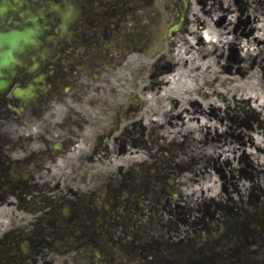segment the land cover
Masks as SVG:
<instances>
[{"label":"flooded vegetation","instance_id":"1","mask_svg":"<svg viewBox=\"0 0 264 264\" xmlns=\"http://www.w3.org/2000/svg\"><path fill=\"white\" fill-rule=\"evenodd\" d=\"M7 1L2 31L46 29L27 36L30 42L0 46L9 80L0 90V264H189L178 219L197 209L184 190L198 181L196 157L174 150L176 139L150 136L139 112L144 102L133 95L120 105L111 100L117 67L126 68L130 50L145 44L137 19L150 17L154 0H141L147 5L134 26L129 0ZM23 8L44 14L23 23ZM258 129L264 136V120ZM134 148L136 161L126 157ZM238 154L222 163L231 176L225 183L238 192L228 200L240 197L248 172L256 195L245 197L256 204L264 196V161ZM238 201L216 224L213 204L199 208L196 233L204 230L208 240L198 262L264 264V243L248 245V229L262 214L246 213L244 196Z\"/></svg>","mask_w":264,"mask_h":264},{"label":"rangeland","instance_id":"2","mask_svg":"<svg viewBox=\"0 0 264 264\" xmlns=\"http://www.w3.org/2000/svg\"><path fill=\"white\" fill-rule=\"evenodd\" d=\"M158 2H160L161 4L159 5L160 8H164V5L168 6L170 4H172L171 0H157ZM156 1V2H157ZM226 5H229L231 2H233L234 0H223ZM205 2H208V6H211V3H215L216 5L219 6V4L216 2V0H206ZM154 3V2H153ZM152 6L147 8V12L151 11V16L154 15V12L156 10V4H153ZM180 3V2H179ZM140 4L139 1H137L136 5L129 10V14L131 16L132 19V23L135 25L134 22H136V18L140 16V14H142V12H144L143 10H139L138 9V5ZM145 4V2L143 3ZM181 5V4H180ZM173 6V5H172ZM174 7H179V5H174ZM246 7L248 9V11L251 10H255L252 14H251V19L254 17V14L257 13L260 15H262V18H264V0H248V2L246 3ZM196 11V10H195ZM166 13H164L162 11V15L164 16ZM247 14V13H246ZM245 14V15H246ZM240 15V12L237 10L235 13H233L231 15V24H229V30H232V27L235 26V22H236V18L238 19V16ZM204 21L210 22L211 17H209L208 13L205 14L203 16ZM228 20V19H227ZM172 19L170 18L167 21H162L161 22V29L163 30V32L166 30V27L171 23ZM137 22L139 24H141L143 26V28H147L149 30L152 31L153 33V37L152 39L157 42L158 38L161 36V31H159L157 28H152V23H149V21L145 18L139 17L137 19ZM176 22H174L173 24L175 25ZM171 27V26H170ZM170 27L168 29V31L170 30ZM189 27V25L187 24V28ZM195 28V22L193 24V26ZM152 28V29H151ZM193 29V28H192ZM189 30V29H188ZM166 32V31H165ZM149 34V32H148ZM232 35L236 36V33L234 31H232ZM163 37L165 38V35L163 34ZM178 41V45H176V47H178L179 45L182 46L181 41H182V36L180 38H175ZM234 39V38H233ZM146 42L143 46L137 45V48L140 49L142 48V50H135V52H131L128 56V59L126 60V68H120L117 67L116 70V74L115 77H112V83L114 85L113 90L116 91V94L114 95V97L111 98L112 102L118 103V105L124 103L126 101V96H128V94L135 92V94L137 96L142 94V99L146 98V95H144V93L141 92V89H139L137 87V84L139 81H141V86L144 84H149L150 80H151V73L154 71V63L155 61L159 58L157 57V53L159 52V50H157V52H155V47H153L154 43L153 41L148 37L146 39ZM165 40V39H164ZM161 44V43H160ZM166 44V41H165ZM186 44V43H185ZM183 44V45H185ZM171 45H169V48L165 45L162 46V49H164L168 52H166L168 54L167 58L170 59L171 56L173 55V52L171 50ZM228 50V46L226 45L225 51ZM166 53H164V57L161 59V62L166 60ZM259 56L262 57L264 56V47L262 48V50L260 52H258ZM249 59V58H248ZM245 59V65L248 66L249 64V60ZM222 62L226 63L227 59L226 58H222ZM225 66V65H224ZM256 68L259 70L258 71V76L261 77L262 76V68L257 65ZM255 68V69H256ZM220 70V71H219ZM223 69L220 67H216V69H210L207 72H209V76H204L201 77V79L199 80V84H203L208 82V87L210 92L212 90H214V88H221L223 87L225 90L227 89V86L229 85V80L227 79L228 82L222 83L221 79L223 78L221 73ZM251 71V70H250ZM227 75V73L225 74ZM235 75V74H234ZM251 72L247 73V77L245 78V82H247L250 79ZM214 76H218L217 79L214 80ZM238 79H242L243 77H240L238 75H236ZM129 77V78H127ZM205 84H203L204 86ZM260 87V86H259ZM258 87V91L260 92V88ZM248 90L247 87H245L243 89L244 92H246ZM196 93V91H195ZM139 94V95H138ZM233 100L231 102V106L236 108V103H235V99L233 96H230ZM202 98V97H201ZM210 98V100H216L219 103H221L222 106V110L219 112L220 116L222 114H225V104L224 102L220 101V99L218 98V94L215 93V95H209V97L207 98H203V99H208ZM145 100L146 106L144 108H142L139 112L140 114H142L145 118L144 123L149 125V129L150 131L153 129H158L157 135L161 136L163 139H171V138H175L178 142H181V140H183L182 142H186L185 146H184V151L186 152H192L191 154L196 155L199 159V161H204V158L200 159L201 156L205 153L209 154H213V155H219L221 153H223L222 155V159L224 160L225 158H227L228 156H232L234 154L235 150H238L239 152H242L245 148H247V150H249V136L252 137L254 136V133L252 132L251 135L248 132H243V138L240 140V142H238L237 145H239L240 149H236L237 146H235V143H233L229 148H230V152L226 153L227 151V147L228 144L225 145V143H229L230 140L227 136V132L225 131L228 129V127L226 125L222 126V127H218L216 128V123L220 124L219 120L218 121H213V124L208 127V126H197L193 129L190 130V128L187 125H183V121L182 120H178L176 118H173V127L170 125H166L165 127H161L159 128L158 126L154 125L152 119H158L160 121L166 120L168 115H178L179 113V109L181 108L182 105L186 104V101H182L179 100L177 101V106L175 109L171 108V103L173 101V99L170 98H165L162 97L160 93L158 92H154L153 94V98L150 100ZM252 101V99H251ZM209 106H207L208 108ZM149 110V111H146ZM209 110H211V108H209ZM181 115V114H180ZM180 115L177 116L180 118ZM170 117V116H169ZM182 117V115H181ZM211 117L214 119V116L211 115ZM261 117H263L264 119V111L262 112ZM258 119V118H257ZM216 122V123H215ZM253 124L257 125V123L255 121H252ZM254 125V126H255ZM241 129H244L243 127H240ZM216 129L222 131L224 130L223 133H217ZM256 129V128H255ZM207 131H210V134L208 136V139L206 138L207 135ZM211 134L215 135H222L220 137V141L216 142L215 140H213L211 138ZM219 137V136H218ZM231 137V136H230ZM183 138V139H182ZM205 140L207 143L212 144V147L215 149V151H211L210 149L207 150V147L205 148ZM246 142L247 145H243L242 143ZM259 146L264 148V136L261 135L259 138ZM191 147V148H190ZM174 147V150H176ZM233 149V150H232ZM252 154V153H250ZM129 154H127L128 157ZM138 155H135V157ZM255 160L256 163L257 162H261L264 161V152H254L253 156H252ZM215 159H217L216 156H214ZM130 159V158H128ZM217 162H219L221 164L220 161L217 160ZM211 166H214V164H210ZM206 166V165H205ZM205 166H201L198 165L196 166V170L193 173L194 175H200V174H205L206 177L204 180L202 181V184H200L199 186H197V182L192 181V183L189 186H184V190L187 194H192L193 199L195 200V204H197V209L194 210V215H199L200 214V210L199 208L201 206L204 205V202L206 201L209 206L211 204H213V206L215 207L218 203L219 204H223V209H216L215 214H214V221L213 223H219V221L221 220V215H224V218L226 216H230V214L228 213V209H230L231 206H233V204L236 202H239L238 200L241 198V196H244L245 201L242 203L241 205L243 206L244 210L246 213L249 214H262L260 221L264 219V196L261 197L259 199V201L255 204L254 203H249V200L245 197V194H247L248 192L252 191V187L251 185H248L247 182L240 180L239 181V187L241 192L240 197L239 198H235V201H230L228 200L229 194L220 186V182H222L219 178L218 180V185H214L213 182V176L210 175V173H214L215 171L212 169V167L209 168H205ZM226 169L228 168L227 166H224ZM233 168V167H232ZM227 175L230 176L229 173V169L226 171ZM215 174V173H214ZM214 185V186H213ZM208 186H213V190L212 188H208ZM204 188L206 191V194H202L200 193V191H196L198 189ZM227 191L230 192V194L232 195V191L234 192V194H236L235 196H238V192L237 189L233 186L228 185L227 187ZM264 188V186H263ZM220 192L221 196H214L212 195L216 194V192ZM228 194L224 199H222V195H226ZM126 195V194H124ZM214 196V197H213ZM256 206H255V205ZM193 205V203H192ZM201 205V206H200ZM234 212L240 213L237 209L234 210ZM229 223V221H228ZM258 225V222L255 223V225ZM260 226V225H259ZM188 227L189 225H182L181 229L183 230V232L187 233L188 232ZM256 227V226H255ZM263 230L259 231V229L256 227L255 229H248L250 232H256L257 235H254V240L251 242H248L249 247H256L259 246L264 240H259L256 237L260 238V236L264 235V227L262 228ZM183 235V234H182ZM256 236V237H255ZM198 240L196 241L198 244V246L201 248L203 244L207 243L208 238L206 237V232L204 230L200 231V235L198 237H196ZM145 241V237L142 238ZM194 248H185L186 254H191L194 252ZM154 254H158L157 251H153ZM171 259L174 258V256L171 254L170 255ZM161 255L158 254L156 255L154 258H160ZM160 262L158 261H151L149 262V264H159ZM130 264H136L134 262V260L130 263ZM190 264H196L195 261H192Z\"/></svg>","mask_w":264,"mask_h":264},{"label":"bare ground","instance_id":"3","mask_svg":"<svg viewBox=\"0 0 264 264\" xmlns=\"http://www.w3.org/2000/svg\"><path fill=\"white\" fill-rule=\"evenodd\" d=\"M191 2H194V7L196 4L200 5V10L203 12H207L208 9L205 10L206 2H202V0H191ZM244 4V2H243ZM224 6L222 5L220 9H222ZM247 7L244 4V13ZM226 11L233 12L234 9L230 8H224L223 12ZM255 10H250L247 13V16L245 18L246 23H251V14ZM196 19H199L200 16H197L198 14L195 13ZM255 21L258 24V29L253 32L252 35H249L245 38H236V40H233L232 37L229 36V31L227 30V26L223 22H218L216 24V27H213L212 25L206 26L205 28L201 30L197 29H189L188 31V37L186 36L187 40H192L190 42V47L185 50L184 54L188 56L189 52L191 50H195L198 52H201L199 57H182L181 51H179V48L177 50H174L173 54V61L175 64V67L173 68L172 64V71H169L168 73L164 74L163 80L158 82V84H165V86L162 88V94L164 96L171 95L174 98L184 100L186 101V104H184V107L180 111V113H185V121L189 128L193 129L197 126H211L213 124V119L202 113L199 115V110L203 108V104L207 103V100L202 99L201 97L196 95V84L198 85L199 80L202 76H209V72H207L211 67V60H210V46H211V39L218 38V43H214V46H216V50L221 49L220 57H223V48L224 44L227 42L228 44L233 45L234 43H239L241 50L245 51L243 55H238L235 58V61L238 60L240 62V59L244 58V56L252 57L253 52L252 50H255L253 47L254 42L264 43V18H262V15H260V18L255 16ZM243 23H245L243 21ZM253 24V23H252ZM255 25V24H254ZM253 25L250 24V28L248 30L242 31V34H251V27ZM199 34V36L193 37V34ZM243 43V44H242ZM239 48V45H238ZM240 57V58H239ZM256 58L254 57L253 65L254 66L256 62ZM221 59V58H220ZM219 59V61H220ZM217 62V61H216ZM215 62V63H216ZM215 65V64H214ZM217 66V63H216ZM243 67V66H242ZM240 67L239 69H241ZM214 69V66H213ZM242 73L246 72L244 70H241ZM233 73V72H232ZM228 73V74H232ZM226 78L229 80V85L227 86L228 90H225L223 87L219 88L217 91H222L223 94H225V91L228 95H234V97H238L240 99H252L251 103V112H254V117L258 114L262 115V112L264 111V79L260 78L257 74L254 73V75L251 76L250 80L245 82L242 79H238L236 75H226ZM217 79V76H214V80ZM227 79L222 78L221 82L225 83L228 82ZM260 86V87H259ZM247 87L248 90L246 92L243 91V89ZM258 87L260 88V92L258 91ZM155 89L154 83L151 86L147 87L146 94L152 97L153 90ZM229 104V102H227ZM196 105L198 108L196 109ZM210 105L212 107V110L214 111V116L218 118L217 109L221 107L220 103L213 100L210 101ZM229 106V105H228ZM254 106V108H253ZM231 108V106H229ZM200 108V109H199ZM232 109V108H231ZM198 113V115H197ZM168 123L173 125V121L168 120ZM255 137L259 138L262 134L261 130H256L254 127H252ZM240 138L241 135H238ZM253 137V138H255ZM256 142L254 141V144ZM258 150H261V148H258ZM246 152H249L246 150ZM213 174V173H212ZM216 185V183H214ZM213 185V186H214Z\"/></svg>","mask_w":264,"mask_h":264}]
</instances>
